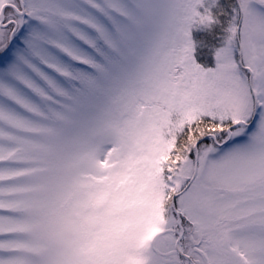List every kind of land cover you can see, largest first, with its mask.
<instances>
[{
	"label": "snow or ice",
	"instance_id": "obj_1",
	"mask_svg": "<svg viewBox=\"0 0 264 264\" xmlns=\"http://www.w3.org/2000/svg\"><path fill=\"white\" fill-rule=\"evenodd\" d=\"M0 264H264V0H0Z\"/></svg>",
	"mask_w": 264,
	"mask_h": 264
}]
</instances>
